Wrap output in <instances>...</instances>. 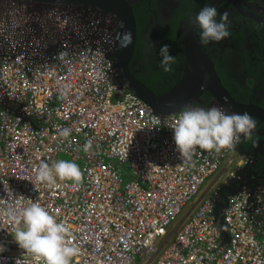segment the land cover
<instances>
[{
  "label": "built area",
  "instance_id": "2783aa9c",
  "mask_svg": "<svg viewBox=\"0 0 264 264\" xmlns=\"http://www.w3.org/2000/svg\"><path fill=\"white\" fill-rule=\"evenodd\" d=\"M112 24L100 10L0 5V264H43L19 247L13 233L23 225L9 215L34 202L69 228L79 249L70 264H136V254L150 264H264V189L198 198L224 162L240 167L251 158L197 148L182 164L171 127L182 110L160 115L120 86L108 56ZM61 128L71 129L67 138ZM64 156L80 162L81 182L37 181L42 160ZM220 200L227 238L216 223Z\"/></svg>",
  "mask_w": 264,
  "mask_h": 264
},
{
  "label": "flooded vegetation",
  "instance_id": "af4514ba",
  "mask_svg": "<svg viewBox=\"0 0 264 264\" xmlns=\"http://www.w3.org/2000/svg\"><path fill=\"white\" fill-rule=\"evenodd\" d=\"M130 1L138 24L140 23L138 48L131 63L134 72L151 81L143 61H151L153 66L159 68L160 59L154 58V55L159 54L160 47L165 44L170 46V54L176 57L175 63L171 66L178 73L183 71L185 64L183 37L186 30L199 10L216 0ZM66 6L73 11L79 8L100 10L94 6L86 7L81 4ZM213 7L217 9L218 21L224 12L229 13V37L219 43L210 41L205 44L219 68L221 79H225L229 85L227 87L237 100L254 102L264 108V0H220ZM112 16V26L116 29L117 16L115 14ZM151 82L158 89H164L171 85L172 79L164 76ZM205 94L207 95H203L195 107L208 109L223 105L212 94ZM223 106L229 114L242 113ZM252 117L256 121V128L251 139L242 136L235 149L237 152L241 150L245 153L244 156L251 158L250 164L245 167V173L251 171L250 167L255 168L264 182V122ZM235 167V174L228 179V184L225 185L227 188H223L222 193L225 197L230 194L232 188L242 183L243 178L237 173L239 167L234 166V169Z\"/></svg>",
  "mask_w": 264,
  "mask_h": 264
},
{
  "label": "clouds",
  "instance_id": "9594fccd",
  "mask_svg": "<svg viewBox=\"0 0 264 264\" xmlns=\"http://www.w3.org/2000/svg\"><path fill=\"white\" fill-rule=\"evenodd\" d=\"M217 15V9L207 5L196 14L194 23L200 30L198 35L202 44L210 41L219 43L229 37V13L224 12L219 21L216 19ZM116 40L121 48H126L132 43V34L117 33ZM159 56L163 71H172L171 65L175 63L176 57L170 54V46H161ZM171 127L174 129V140L182 164H188L197 148L219 153L223 149H234L242 136L251 139L256 121L247 112L229 114L223 105L208 109L188 106ZM58 131L61 137L67 138L71 129L61 128ZM92 147L93 141L89 139L84 145V151L89 152ZM82 177L80 167L67 160L51 164L42 160L36 170L37 181L50 186L56 184L57 178L79 183ZM9 215L17 225H23L13 233L19 247L43 264H70L71 259L79 254V249L68 239L69 228L63 222H57L39 202L31 203L18 211L11 210ZM0 251L3 249L0 248ZM17 264H21V261L18 260Z\"/></svg>",
  "mask_w": 264,
  "mask_h": 264
},
{
  "label": "water",
  "instance_id": "95a60500",
  "mask_svg": "<svg viewBox=\"0 0 264 264\" xmlns=\"http://www.w3.org/2000/svg\"><path fill=\"white\" fill-rule=\"evenodd\" d=\"M20 1L30 2L39 7H48L54 4H81L86 7L94 6L107 14H115L117 16L115 47L108 56L113 58L120 86L135 92L160 115L174 113L188 106L195 107L204 93L209 92L230 110L242 113L247 112L264 122V108L262 106L254 102L237 100L225 86L217 71L213 58L205 44L200 42L198 27L194 23V19L188 26L183 37L185 64L182 75L168 90L157 93L148 83L139 78L131 67L138 35L136 16L130 0ZM219 1L216 0L209 6H214ZM121 24H123V28H121ZM120 32H130L132 34V43L126 48H121L116 40V35ZM246 165L240 166L237 170V173L243 178L242 183L232 188L230 192H237L244 189L254 192L261 188L264 189V182L257 170L250 167L251 171L249 170L247 174L245 173ZM245 179H247L246 182L244 181ZM224 206L225 201L222 200L217 202L215 206L216 220L222 229L224 228V223L222 221L221 210ZM225 232V237L227 238V231L224 230Z\"/></svg>",
  "mask_w": 264,
  "mask_h": 264
},
{
  "label": "rangeland",
  "instance_id": "374dc122",
  "mask_svg": "<svg viewBox=\"0 0 264 264\" xmlns=\"http://www.w3.org/2000/svg\"><path fill=\"white\" fill-rule=\"evenodd\" d=\"M3 1H5V0H3ZM3 1L0 2V5L3 3ZM63 159L66 160V157L64 156ZM75 163L78 166H80V162H75ZM234 166L235 165H233V163L230 164V167H233L234 168ZM225 167H226V165H225ZM225 167H223V169H225ZM221 170H222V167L207 180V182L203 186V189H202L201 193L199 194L198 198H200L201 195H203V194H208V192L211 190V188H213V186H214V185H212L213 184V181H214L215 178L218 177V175L221 172ZM230 171H231V169H230ZM222 175L225 176L226 173L223 172ZM197 201L191 202L187 206L184 207V210L180 214L179 218L170 227L169 232H168V235L161 240L160 246L161 245H164L169 240V238L173 235V233L177 229V227L180 226V224H182V222H184L186 220V218L188 217V215L194 210V207L196 206ZM222 221H223V219H222ZM216 223L219 225V223L217 222V220H216ZM222 235L225 236L224 231L222 232ZM136 264H150V259H148V255L145 254L143 256V255L136 254Z\"/></svg>",
  "mask_w": 264,
  "mask_h": 264
},
{
  "label": "trees",
  "instance_id": "16d2710c",
  "mask_svg": "<svg viewBox=\"0 0 264 264\" xmlns=\"http://www.w3.org/2000/svg\"><path fill=\"white\" fill-rule=\"evenodd\" d=\"M136 15V14H135ZM136 20H137V17H136ZM140 26V23L138 24V20H137V35L139 36V30H138V27ZM137 48H138V42L136 43V49H135V52L137 51ZM211 55V54H210ZM148 58V57H147ZM154 58L156 59H161V57L159 56V54H155L154 55ZM153 58V59H154ZM213 58V57H212ZM152 59V60H153ZM214 60V59H213ZM144 64L147 66V72L150 74V80L151 81H155L157 79H160L164 76H169L171 77L172 79V83L169 87H166L164 89H158L153 82L147 80L144 76H142L140 73H136V75L141 78L142 80H144L146 83H148L157 93H162L166 90H168L182 75V71L180 73H178V71L174 70L173 67L171 66L172 68V71L170 72H164L163 69L161 67L159 68H156V66H153L151 64V61H143ZM215 62V60H214ZM132 63V62H131ZM215 65H216V68H217V71L218 73L220 74V71H219V68L217 67V64L215 62ZM131 67H132V64H131ZM133 69V67H132ZM221 76V75H220ZM222 78V77H221ZM223 83L225 84V86L227 87V82L225 81V79H222ZM229 86V85H228ZM228 88V87H227ZM229 89V88H228ZM206 93H209V92H206ZM204 95H207L204 93ZM239 152L245 154L244 152H242L241 150H239Z\"/></svg>",
  "mask_w": 264,
  "mask_h": 264
},
{
  "label": "crops",
  "instance_id": "0c3cea01",
  "mask_svg": "<svg viewBox=\"0 0 264 264\" xmlns=\"http://www.w3.org/2000/svg\"><path fill=\"white\" fill-rule=\"evenodd\" d=\"M240 153L241 152H239V154ZM244 157H248V156L245 155ZM225 165H226V167H225ZM223 167H225V169H223ZM230 169H231V171H230ZM223 172L226 173L225 176L222 175ZM235 172H236V167L234 169L233 167H230V164L228 162H224L223 165H222L221 172L219 173L218 177L215 178L214 181H213V184H212V185H214L213 188H211V190L208 193L213 192V191L216 190V191H218L219 195H221L223 197L224 196L223 193H222L223 192V188H227L225 185L228 184V179L230 178V176H233L235 174ZM229 185H230V183H229ZM221 230L223 232L226 229L223 228ZM225 234H226V232H225ZM223 237H225V236H223Z\"/></svg>",
  "mask_w": 264,
  "mask_h": 264
}]
</instances>
